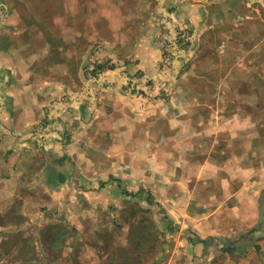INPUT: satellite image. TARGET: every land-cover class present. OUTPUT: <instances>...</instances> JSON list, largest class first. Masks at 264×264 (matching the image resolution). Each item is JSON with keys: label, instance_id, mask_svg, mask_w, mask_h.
<instances>
[{"label": "crops", "instance_id": "0c3cea01", "mask_svg": "<svg viewBox=\"0 0 264 264\" xmlns=\"http://www.w3.org/2000/svg\"><path fill=\"white\" fill-rule=\"evenodd\" d=\"M12 1L21 2L23 9L12 5L3 13L0 8V73H7L0 81V218L13 214L17 222L0 219V262L6 260L2 248L9 239L24 235L33 246L35 240L44 244L50 225L59 226L60 257H83L89 251L97 255L111 216L122 222L131 194L150 191L180 224L176 237L183 232L182 240L197 248L204 264H260L256 250L228 253L214 241L220 236L230 239L229 244L258 226V193L264 188L260 134L242 137L240 129L226 137L211 131V125L195 132L204 124L191 116L198 104L184 110L179 102L172 106L131 99L118 83L122 67L111 72L115 75L108 80L110 86L99 87L95 81L88 87L85 65L100 62L102 47L110 57H118L119 47L84 39L87 31L79 22L91 15L79 10L87 0H77L74 11L64 10L58 0H43L41 10L28 7L24 0ZM180 1L171 0L178 7ZM252 1L186 0L187 15L200 19L198 40L213 43L224 34L220 51L216 49L225 62L208 71L209 58H199L207 52L196 51L190 61L196 78L204 74L228 86L208 91L223 97L219 110L229 106L238 117L223 124L254 125L259 132L258 121L237 114L260 110L245 102L241 91L242 81L264 78L258 70L264 43L251 35L256 22L261 23L251 10ZM54 21L59 28L49 26ZM64 30L72 33V40L63 36ZM215 54L213 49L209 55ZM150 59L141 58L128 68L146 74L154 70L149 74L155 77ZM186 93L190 96L191 90ZM231 96L242 101H231ZM218 125L222 130L220 121ZM22 226L29 228L18 234L6 232ZM254 234L264 257V227ZM17 244L8 251L17 253ZM45 249L46 254L54 250Z\"/></svg>", "mask_w": 264, "mask_h": 264}, {"label": "rangeland", "instance_id": "374dc122", "mask_svg": "<svg viewBox=\"0 0 264 264\" xmlns=\"http://www.w3.org/2000/svg\"><path fill=\"white\" fill-rule=\"evenodd\" d=\"M23 2L30 8L36 7L37 10H41L44 7H42L43 0H24ZM180 2L178 7L171 0L83 1L85 5L79 11L91 15L90 17L86 16L83 21L79 22L81 24L79 27L87 31L84 39H100L101 42L114 43L119 47L115 53L118 54V57H110L106 50H104V47H102L99 50V53L102 54L99 56L100 62L94 60L93 62L89 61L85 65L86 67H84L83 71L88 76L87 86L89 87L92 83L94 84L95 81L101 83L99 87L107 86L106 84L110 82L108 81L110 77L115 75L111 74V72H114L116 68L122 67L124 68V72L121 73L118 83L122 85L123 91L131 99L140 98L145 99V102L147 101L151 104L158 102L161 105L169 104L172 106L179 102V104L185 107L184 110L192 103L198 104L196 106L197 109L192 112L191 116L193 117L194 115L199 122L203 121L204 124L198 125L197 128L195 127V132L203 130L202 127L204 125H211L213 128L211 131H218L217 135L222 133L226 137H231L229 135L230 132L234 133V130L239 131L241 129L239 132H243L242 137L260 134L259 144L260 147L263 146L264 110L262 109L264 108V78L242 81L243 87L241 91L244 94L245 102L249 101L257 104L260 110L237 113L243 118L246 117L247 120L248 118H252L254 121H258L260 131L257 132L254 125L237 128L235 121H232L233 128L231 125H228L229 123L223 124L225 120L228 121L236 117L234 115L236 113L230 111L229 106L224 111L219 110L218 108L223 97L220 99V96L210 94L208 91L210 89H227L228 86H226L225 81L210 79L204 74H201L197 79V71L193 68L195 66L190 61L192 58H196V51H206L208 56H199V58H209V63L205 68L210 71L212 68H218V65L220 67L219 61L225 62V60L221 54L217 56V52L221 49L224 34H219L221 37L217 39V42L213 41V43L205 42V38L198 40L197 30L200 27V19L190 18L187 15L188 2L186 0ZM252 2L251 10L261 23L256 22L257 28L254 32H251V35L256 34L254 40L264 43V27L262 24L264 23V0H253ZM16 3V1L12 0H3L0 8L3 13L8 10V6L12 7V5L22 10L23 8L20 6L22 3ZM58 3L64 10L71 9L74 11L73 9L78 7L77 3L79 2L77 0H58ZM91 7L93 8L92 12H90ZM52 25L56 29L59 28L58 22L54 21L49 26L52 27ZM72 32L75 33V31ZM242 35L247 37V33L245 32ZM59 36L61 37V33ZM63 36L67 40H72L73 38L69 30H64ZM213 49L216 54L210 56L209 54ZM154 55L156 56V62H154ZM83 56L85 57L86 55ZM141 58L153 60V67L156 71L155 77L149 74L154 70L146 74L140 70L136 71L128 68L131 65H136ZM119 60H124V62L130 63V65H126L123 61L120 62ZM98 63L105 66L112 64L115 67L114 69H103L97 72L98 69L94 70V67ZM258 70L262 73L264 72V61L261 62L260 60V63H258ZM6 75V71L2 70L0 81ZM116 83L117 81L113 84L114 87ZM189 89L191 90L190 96L186 93ZM201 90H205L206 94L198 92ZM245 94L250 97H245ZM230 99L231 101H242L238 96H231ZM131 101L134 102L133 100ZM207 106H210V108L204 110ZM198 107H200V110ZM185 113L183 112V114ZM236 118L234 119L237 120ZM219 121L223 125L220 131L217 130L219 128ZM224 126L227 127L226 130L223 129L225 128ZM140 194L139 196L131 195L128 204L124 207L125 213L122 222H119L115 216H111L110 222L104 227L105 232L101 235L104 237L96 249L97 255H93L90 251L86 252L85 249V252L88 254L83 257L75 254H67L64 257H60L57 252L58 245L61 242L60 230H58L59 226L50 225L45 231L47 240L44 244L35 240L33 246L32 241L24 235L16 236L18 240L9 239L2 248L4 260L9 261L7 263L5 260L4 264H204L206 261L198 256L199 253H196L199 252L196 251L197 248L195 249L191 244H186L184 239L182 240L183 232L180 235L181 238H177L178 228L176 229V227H179L180 224L175 223V220L170 218L171 214L168 208H165L166 206L158 201L157 194L150 191H144ZM147 194L148 198L144 200ZM258 195L259 222L258 226L254 227L255 231L260 227H264V188ZM260 211H262L261 219ZM0 219L4 222H10V220L17 222V218L13 214L5 215ZM26 228L25 226L16 227L15 230L10 229L6 232L18 231L15 232L18 234L21 231L23 233L25 230H28L29 226H26ZM32 230L37 231V229ZM254 232L244 239L236 240L237 246L243 249V251L254 249V246L258 245L257 241L259 240V238H256L257 236ZM259 233H261V230ZM252 235L253 238L251 237ZM239 236L237 235L236 237ZM216 237L214 241L217 243L218 249L230 241V239H225L223 236V238H219L220 236ZM16 243L18 244L14 248L18 252L11 253L8 251L11 244ZM258 246L259 248L261 247L260 245ZM45 248H53L54 250L51 254H46ZM226 252L241 253L238 251ZM260 253V264H264L263 254ZM10 261L14 263H10ZM0 264H3V262H0Z\"/></svg>", "mask_w": 264, "mask_h": 264}, {"label": "trees", "instance_id": "16d2710c", "mask_svg": "<svg viewBox=\"0 0 264 264\" xmlns=\"http://www.w3.org/2000/svg\"><path fill=\"white\" fill-rule=\"evenodd\" d=\"M114 65H108V66H105V65H100L99 63H98V65H96V67H94V70L95 69H98V71L97 72H99V71H101V70H103V69H114ZM142 192H144V191H142ZM142 192H140V193H142ZM146 192V191H145ZM139 192H136L135 194H134V196H139V195H141ZM127 194H130V193H127ZM133 194V193H132ZM131 194V195H132ZM147 198H148V194H147V197H146V200H147ZM255 231V228H252V229H250L247 233H245V234H242V235H240L237 239H234L232 242H230L229 244L228 243H225L226 245L225 246H220V250H222V251H238V252H244L243 251V249H241V248H239L238 246H237V242H236V240H241V239H244L245 237H247V236H250L253 232ZM252 238H253V235L251 236ZM254 249L258 252V253H260V248H259V246L258 245H255L254 246ZM261 254V253H260Z\"/></svg>", "mask_w": 264, "mask_h": 264}, {"label": "water", "instance_id": "95a60500", "mask_svg": "<svg viewBox=\"0 0 264 264\" xmlns=\"http://www.w3.org/2000/svg\"><path fill=\"white\" fill-rule=\"evenodd\" d=\"M261 217H262V211H260V219H261Z\"/></svg>", "mask_w": 264, "mask_h": 264}]
</instances>
